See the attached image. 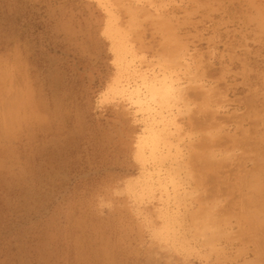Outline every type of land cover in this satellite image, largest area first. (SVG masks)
Masks as SVG:
<instances>
[{
    "label": "rangeland",
    "instance_id": "rangeland-1",
    "mask_svg": "<svg viewBox=\"0 0 264 264\" xmlns=\"http://www.w3.org/2000/svg\"><path fill=\"white\" fill-rule=\"evenodd\" d=\"M0 264H264V0H0Z\"/></svg>",
    "mask_w": 264,
    "mask_h": 264
},
{
    "label": "bare ground",
    "instance_id": "bare-ground-1",
    "mask_svg": "<svg viewBox=\"0 0 264 264\" xmlns=\"http://www.w3.org/2000/svg\"><path fill=\"white\" fill-rule=\"evenodd\" d=\"M149 89H150V87H149ZM151 90V89H150ZM151 93V92H150ZM157 92L155 91V88H153L152 89V94L153 95H151V96H154L155 94H156ZM139 94V93H138ZM138 98V97H137ZM139 99V98H138ZM141 101V100H140ZM139 100H137V103H139L140 102Z\"/></svg>",
    "mask_w": 264,
    "mask_h": 264
}]
</instances>
